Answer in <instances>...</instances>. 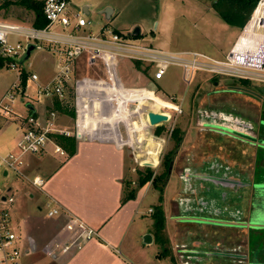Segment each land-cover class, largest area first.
<instances>
[{
	"label": "crops",
	"instance_id": "0c3cea01",
	"mask_svg": "<svg viewBox=\"0 0 264 264\" xmlns=\"http://www.w3.org/2000/svg\"><path fill=\"white\" fill-rule=\"evenodd\" d=\"M83 9L88 11L87 6H83ZM238 36L234 33L232 40L228 43L227 51ZM124 61L130 63V67L133 68V71L130 69V73L132 72L130 76L137 82L135 84L133 81L131 86L125 84L123 86L122 78H119L121 75L117 67ZM80 62H85V60L77 61L70 83L78 82L79 96L93 97V106H88L87 118H83L81 113L80 108L84 101L80 99L77 100V111H75L74 101L70 103L71 105H67L68 110H72L74 115L55 107L56 99L35 105V108L42 114L46 109L54 108L58 114L56 121L58 125L71 131L77 130L81 135L75 138V150L71 155L67 153L65 156H60L54 153L52 144L49 143L44 153L30 155L26 158L25 172L29 176L38 175L44 179L42 189L35 190L30 197L34 198L37 195L42 202L52 200L60 206L62 211L54 217L45 215L42 219L44 223L37 218L34 220V225L28 227L26 230L27 244L24 248L22 263L155 264L154 261L157 263L158 257L152 260L147 252V248L154 245L156 237L152 214L158 205H161L165 218L168 220L167 211L173 199L170 200V196L167 199L163 195L164 200L159 201L160 191L152 187L149 181L142 186L137 183L133 198H125V196L130 191L128 181L134 178L136 169L139 167L157 168L159 158L166 148L165 137H160L156 132L158 125L149 124L147 112H160L162 108H172L173 104L152 91L141 90L139 86L151 84L153 81L143 74L137 65L127 60L111 61L104 58L92 65L85 62L86 70L92 69L99 75L98 77L85 75L82 79L78 76L77 69V64ZM139 73L143 76L141 78L145 80V83L141 82ZM127 94H133L138 101L133 103L125 101ZM139 95L150 100L143 99V97L138 98ZM113 96L116 98L109 99ZM158 100H164L165 103H160ZM21 101L23 102V99ZM60 104L65 106L64 103L60 102ZM116 107L121 112L118 117L112 115ZM101 111H107L105 118H98ZM252 117L253 120H257L256 116L252 115ZM17 127L16 131L20 135ZM225 143L229 147V156L233 155L232 164L237 165L238 168L243 166L239 174L247 171L251 174L259 171L258 168L264 169V160L259 167L255 158V153L259 150L255 146L233 143L230 138H226ZM260 149L264 150V147ZM196 152L201 151L197 148L191 150L194 158L197 157ZM142 162L151 163V166H140ZM188 165L189 163H186V166ZM179 170L178 174H181L182 169ZM172 178L173 174L171 181ZM171 181L167 185L164 183L163 191L166 190L169 193L172 190L173 182ZM195 183L200 186L199 181ZM201 187L204 188L203 184ZM214 190L210 193L211 196L205 198L207 202L214 198L220 205L219 194L221 192L217 194L216 191L219 189L214 188ZM146 198L157 199L158 202L154 203L153 207L152 204L145 206ZM150 209L152 211H149ZM71 217L91 227L96 235L83 242L81 248H73L62 253L60 246L70 238L67 227ZM215 222L217 224L205 225V231L217 240L205 239L210 246L215 247L222 254L219 260L212 262L213 264L264 263V244L258 241L248 242L247 231L244 229L221 230L220 223L217 220ZM147 233L152 236L150 244L143 242V236ZM254 233L257 236H264L262 231L256 230ZM205 237L208 235L206 234ZM195 247L197 245H193L192 248L198 249ZM184 248H191V246H184ZM186 260L184 257L183 264ZM189 261L188 264H197L192 260Z\"/></svg>",
	"mask_w": 264,
	"mask_h": 264
},
{
	"label": "rangeland",
	"instance_id": "374dc122",
	"mask_svg": "<svg viewBox=\"0 0 264 264\" xmlns=\"http://www.w3.org/2000/svg\"><path fill=\"white\" fill-rule=\"evenodd\" d=\"M213 1L214 0H68V4L74 12H82L86 19L91 21L90 28L93 31H96L100 26L106 25L122 34H128L134 28L138 27L140 29V34L137 35L136 38L141 42L172 51H201L209 56L221 59L225 56L229 45L228 43L232 40L234 33L239 35L242 29H232L229 25L224 23L212 8ZM83 6L88 7V14L83 12ZM105 8H110L112 10L110 18L105 17L103 12ZM33 16L34 15L31 11L14 5L5 10V13L2 15V19L11 22H30L32 21ZM11 39H13V37H11ZM54 65L53 55L46 49H34L29 58L25 60L23 64L19 65L18 71L22 76H26L28 96L31 98L36 97L37 86V83L32 82L29 79L30 73L36 72L40 75L39 81L42 83L45 80H50L54 75ZM85 66V62L77 64L79 72L78 76H80L81 79L84 78L85 75L98 77V72H95L92 69L86 70ZM130 66V63L124 61L117 67L119 75H121L119 78H122L121 82L123 86L124 84L126 86H131L134 81L130 76L132 73H130V69L133 71V68ZM139 75L141 82L145 83V80L142 79L143 76L140 73ZM195 75L198 77H196L193 86H191L188 90L184 88L181 81V69L174 66L169 68L162 81L139 86L141 90L152 91L162 99L168 100L171 95H176L183 98L184 101L183 106H181V114L174 117L173 122H165L164 129L160 134H158L160 137H165L167 141L166 148L163 150V154L159 158L158 167L151 168L153 176H158L165 170L163 165L164 156L167 154L171 156L172 152L175 151L178 145L176 144V140L171 137V134H168L169 128L174 126L173 129L177 128L179 130L177 135L181 137V141L178 152L174 158L172 172L166 182L165 180L160 182L157 180L158 186H161L163 183L167 185L171 181V176L173 174L171 181L173 182V187H171L172 190L169 193L166 190H164L165 192L162 191L161 200L163 201L164 197L168 199L170 196L169 199H173V203H171V207L167 211L169 219L167 220L165 218L164 220L163 230L161 231V240L156 236L154 245L147 248L150 259L153 260V258L158 257V262L156 263V261H154L155 264H183L184 257H182L181 253H178L177 250L184 248V246H191L192 248V242H194V244H196V242L202 243L205 238L211 241H213V239L217 240L216 237H212L213 235L210 236V234L205 231L204 224L191 226L192 224L186 223L190 220H202L210 222L211 225H213V223L217 224L215 221L219 219L221 214L220 211L218 212L219 206L216 200L211 198L210 202H204L203 199L196 197L184 201L185 203L183 204L182 202L184 198L193 197L195 193L198 195L201 194L200 192H203L201 187L202 184L198 187V185H194L196 182L195 180H189L186 182L188 185L186 184L183 187V185H181L178 181V177L180 176V174H178L180 172L179 169H183L181 166L193 161L198 163L202 157L207 156V154L214 149V145L209 143L214 139V137L209 136L208 127L200 124V119L197 117V110H229L228 108L232 107L237 109L238 113H241V109L244 110L245 115L255 114L258 111L254 101L249 100L244 96L237 95V92L223 91L222 89L227 90V88L230 89L240 85L260 86L262 83L229 76L209 75L205 73H196ZM18 78L17 70L0 69V95L5 92L12 83L16 82ZM134 83H137L136 80ZM68 87L70 104L76 99L74 98L75 89L74 85H70ZM193 89L194 91L191 93V90ZM212 90H217V93H211L207 99L206 93L211 92ZM33 102L36 105L35 101ZM15 108L18 111L26 112L24 102L21 101L19 96H17ZM161 110L168 111L174 115V113L170 110L163 108ZM261 115L264 117V114ZM17 123V121L12 119L0 127V153H5L6 151L15 149L16 140L19 135V132L16 131ZM212 127L225 130L223 127L216 125H212ZM225 134L227 135V133ZM214 141L216 144L222 143L223 149L221 151L229 156V147L225 143V140L220 136L219 138L215 137ZM215 142L213 144H215ZM195 148L201 151L200 153L196 152V158H194L193 154L191 155V150L193 151ZM255 158L257 159L260 167L264 160V150H258L257 153H255ZM258 169L259 175L263 176L264 169ZM213 170L214 169H212V171L207 170V172H203L204 174L199 173V177L205 179L210 178V175L213 174L216 176L219 175L217 170ZM134 174V178L128 181V190L130 191H134L136 189L139 178L146 174V170L145 168L139 167L136 169ZM222 174H224V172ZM227 175L235 176L233 173H229ZM241 178L242 176H239L238 181ZM149 182L152 184V187L156 188L151 180ZM215 182L218 183V179H215ZM0 185L5 188L11 187L10 193L15 199L14 204L10 208L11 220L16 232L20 236L19 247L21 250H24L27 244L26 230L28 227L34 225L33 223L35 219L38 218L40 221H43L42 219L45 217L46 212V208L44 207L45 202L38 199L37 195H35L34 198H31L30 194L35 192L37 189L31 186L25 179L20 176H16L11 172L7 178L0 177ZM195 187H198V189ZM203 187L205 190L208 189V191H205L208 195H210L209 191L212 193L215 191L214 188H216L219 189L216 191L217 194L220 192L231 193L233 198L237 201H240V197H243L242 189L238 184L236 188H233L232 186L230 187L223 184L216 185L214 182L209 180L203 184ZM190 189L191 192L189 191ZM190 193H192V195ZM260 195L264 196V191ZM220 201L221 203H224L222 199ZM157 202V199L152 200L146 198L145 206L152 204L153 207V204H157ZM204 205H206V208ZM195 213H198L197 216L193 215ZM204 214H214L216 219L213 218L210 220H204L201 218ZM194 222L201 223V221ZM218 222L220 223L221 221L218 220ZM42 223H44V221ZM232 223H239V221L236 220ZM206 225H208V223ZM221 226V230H229L224 228L223 225ZM231 230L239 231V228ZM206 234L208 237H205ZM247 238L248 242L255 243V241H258L264 244V239L261 240V236H257L253 231H249V229ZM195 248L202 249L203 247ZM209 248L212 252L202 254L204 257L203 262L211 260L214 261L216 259L219 260L221 258L220 255L222 254H220L217 249L212 246H209Z\"/></svg>",
	"mask_w": 264,
	"mask_h": 264
},
{
	"label": "built area",
	"instance_id": "2783aa9c",
	"mask_svg": "<svg viewBox=\"0 0 264 264\" xmlns=\"http://www.w3.org/2000/svg\"><path fill=\"white\" fill-rule=\"evenodd\" d=\"M31 1L41 6L42 16L46 20V24L42 27L33 24L35 16L30 22H11L2 19L5 10L11 6L20 5L17 3L18 0H0V69L17 70L19 77L0 95V127L13 119L18 121L17 128L20 130L15 149L0 153V177L7 178L11 172L28 181L34 188L42 189L44 179L38 175L29 176L25 172L27 156L44 153L49 143L52 144L54 153L65 156L67 152L57 142L56 137L77 138L81 135L77 130L71 131L60 127L56 122L58 114L54 108L46 109L42 114L35 108L33 102L44 104L46 100L56 99L61 103L69 104L68 86L74 85L75 111H77V100H83L80 110L83 118H87V109L88 106H93V97L79 96L78 82L70 84L75 65L80 59H84L88 65L95 64L104 58L111 61L127 60L138 65L143 74L153 82L162 81L170 67H178L181 69V81L187 90L193 86L198 77L196 73L229 76L264 84V0H259L239 36L221 59L201 51H172L144 43L132 35V31L122 34L106 25L93 31L90 28L91 21L86 19L82 12H74L68 0ZM258 6H261V10L256 12ZM31 12L34 15L33 11ZM249 22H252L251 30L245 33V27ZM29 44H34L35 49L49 51L55 63V73L47 82L40 83L39 75L36 72L30 73L29 79L37 83L35 98L28 96L26 84L22 85V75L18 71L21 65L20 60ZM23 89L25 91L22 94ZM17 96L23 99L26 112L16 111ZM114 96L109 99H115ZM140 97L150 100L142 95L138 98ZM124 100L129 103L138 101L133 94H127ZM167 101L173 104L172 108L164 109L172 111L174 115L168 111H160V113L168 117L169 123L181 114L184 101L176 95H171ZM26 103L34 106V110L28 108ZM106 112L101 111L98 118H105ZM120 114L117 107L112 112V115L116 117ZM164 123H159L158 126ZM173 127L169 128V135ZM145 163H140V166L145 167ZM10 192L11 187L5 188L0 185V264H23L24 250L19 247L20 236L11 220L10 208L15 199ZM44 207L47 217L57 216L62 211L60 206L52 200L46 201ZM67 229L70 232V238L60 246L62 253L73 248H81L83 242L96 235L91 227L73 217Z\"/></svg>",
	"mask_w": 264,
	"mask_h": 264
},
{
	"label": "flooded vegetation",
	"instance_id": "af4514ba",
	"mask_svg": "<svg viewBox=\"0 0 264 264\" xmlns=\"http://www.w3.org/2000/svg\"><path fill=\"white\" fill-rule=\"evenodd\" d=\"M223 91H233L237 92L236 94L239 96H244L248 98L249 100H252L255 102V106H257V113L255 114H244V110L241 109V113L237 112V109H234L232 107L228 108L229 110H216V109H198L197 117L200 119V124L202 126L208 127L209 129V136L214 137V139L209 142L211 145H214V149L211 150L207 154V156H204L201 158V160L196 163V161H193L189 163L188 166L184 165L182 169V173L178 177L179 182L181 185H186L187 181L189 180H195L196 182L201 181V184H204L205 182H208L209 180L214 182L216 185H230L233 188L237 187V184L240 185V188L242 189V195L243 197H240L241 200L237 201L233 198V195L231 193H223L221 192L219 194V198L224 201V203H221L219 205V210L221 216L218 220H220V227L221 225L224 226V228L227 229H235L239 228V230H246L248 233L249 231L255 232L256 230L262 231L264 234V227H256V225L253 223L256 217L264 215V196L262 197L260 194L263 193L262 190L258 189L256 186L260 184H264V175H259L258 170L255 172H252L250 174L249 171L242 172V174H239V172L242 170V165L240 168L237 167V165H233V158L230 154V156L224 154L221 150L223 149L222 143H217L214 141L215 137H222L224 140L226 138L232 139L233 143H245V144H251L256 147V149L263 148L260 147L258 144L252 143L250 141L240 139L237 136L230 135L229 133L221 130L213 128L212 125H216L219 127H227L232 128L239 132H244L250 136L256 137L257 141L261 142V140H264V126L261 124L262 121H264V117H262L264 114V101L259 99L255 94L257 91V86H250V85H240L232 88L222 89ZM221 90V91H222ZM194 89L191 90V93H193ZM217 93V90H212L211 92L206 93V97L208 99L209 95L211 93ZM208 94V96H207ZM253 102V103H254ZM253 116H256L257 120H253ZM251 117V118H250ZM227 133V135L225 134ZM215 142V144H213ZM208 145V144H207ZM207 147V146H206ZM209 151V150H207ZM214 154V155H212ZM165 157V156H164ZM214 169L213 171L217 170V173L219 175H210V178H200L199 173L207 172V170ZM239 170L238 172L236 170ZM224 172V174H222ZM249 172V173H248ZM258 172V173H257ZM233 173L235 176H228L227 174ZM204 174V173H203ZM207 174V173H206ZM239 176H242V178L238 181ZM214 178V179H213ZM215 179H218V183L215 182ZM188 185V184H187ZM193 185V184H192ZM191 185V186H192ZM196 186V184L194 183ZM199 187V186H198ZM198 187L196 189H198ZM203 192H200L201 194L193 195V197L184 198V201H187L189 199H193L196 197H199L200 199H203L204 202H207L206 196H211L206 194L205 191H208V189L205 190V188L202 189ZM191 192V189L189 190ZM187 193V192H186ZM211 193V191H209ZM192 195V193H190ZM226 196L224 197V195ZM201 195V196H199ZM204 195V196H203ZM211 198V197H210ZM219 199V200H220ZM206 208V205H204ZM198 213L193 214L194 216H197ZM202 215V214H200ZM197 218V217H194ZM201 218L210 220V219H216L214 214H204L201 216ZM217 220V221H218ZM239 221V223H232L235 221ZM187 224H192L191 226H194L196 224H204L205 223H196L194 220L187 221ZM210 226L211 223H208ZM264 239V236H262L261 240ZM260 240V239H258ZM192 245H197V247H203L202 249H193V248H181L180 250H177L178 253H181V256L186 257L185 264H188L192 260L194 263L197 264H213L214 261H204L203 253H209L212 252L209 250V243L206 239L203 240L202 243L194 244V242L191 243ZM207 247V248H206ZM215 248V247H214ZM216 249V248H215ZM220 253V252H219ZM203 262V263H202ZM213 262V263H212ZM253 264H259V263H253ZM264 264V263H260Z\"/></svg>",
	"mask_w": 264,
	"mask_h": 264
},
{
	"label": "trees",
	"instance_id": "16d2710c",
	"mask_svg": "<svg viewBox=\"0 0 264 264\" xmlns=\"http://www.w3.org/2000/svg\"><path fill=\"white\" fill-rule=\"evenodd\" d=\"M259 0H214L212 2V8L215 10V12L218 14L220 19L226 23L227 25L237 28L239 30L243 29L247 21L249 20L253 10L257 6ZM20 6L24 7L27 10H31L34 13L35 19L33 24L37 27H42L46 24V20L42 16V10L41 6L31 0H18L17 2ZM137 67H139L137 65ZM22 85L25 86L26 84V76H22ZM55 107L60 109L61 111H65L73 114L72 110H68V104H65V106H62L60 102L55 100L54 102ZM164 129V126H159L156 130L158 134L161 133V131ZM179 130L173 129L171 132V137L176 140V144H178L181 141V137H179L178 134ZM57 142L61 144V146L66 150V152L71 155L75 150V138L74 137H67V136H57L56 137ZM173 152L171 156L168 154L164 157L163 165H164V171L158 175L153 176V171L150 167H146V174L142 175L138 180V185L142 186L148 181H152V183L158 187V190L160 191L159 201L162 200V191H163V184L161 186L157 185V180L160 182L162 180L166 179L167 169L169 162L172 158ZM134 191H128L126 193L125 198H133L134 197ZM152 218L154 219V234L157 236L158 239L161 240V231L163 230L164 226V220L165 215L164 211L161 205H158L157 209L152 214ZM165 251V250H164Z\"/></svg>",
	"mask_w": 264,
	"mask_h": 264
},
{
	"label": "water",
	"instance_id": "95a60500",
	"mask_svg": "<svg viewBox=\"0 0 264 264\" xmlns=\"http://www.w3.org/2000/svg\"><path fill=\"white\" fill-rule=\"evenodd\" d=\"M83 12L85 14H88V11H86L85 9H83ZM104 15L106 18H110L112 10L110 8H105V10H103ZM132 35L137 36L140 34V29L138 27L134 28L131 32ZM35 49V45L34 44H29L28 48L24 54V56L21 58L20 60V64H22L25 60H27L31 54V52ZM25 89L22 90V94L24 93ZM257 93L255 94L259 99H261L262 101H264V84L257 86ZM28 108H30L31 110L33 109V106L31 104H27L26 105ZM147 117H148V121L150 125H158L159 123H164L168 121V117L165 114H162L160 112H154V111H149L147 112ZM261 124L264 126V121L261 122ZM223 128L226 130H223L227 133H229L230 135H234L237 136L240 139H244L247 141H250L252 143L258 144L260 147H264V140H261V142L257 141L256 137L250 136L244 132H239L236 131L232 128H227L225 126H223ZM180 146V142L177 145V148L175 149V151L173 152L172 158L169 162L168 165V169H167V174H166V179L165 182L169 179L171 172H172V168H173V163H174V158L178 152V148ZM146 166H151V163L146 162L145 163ZM199 185H201V182L199 183ZM230 186V185H229ZM231 187V186H230ZM258 189L262 190V192L264 191V184H260L256 186ZM263 197V195H262ZM205 220V219H204ZM191 221V220H190ZM194 221H201V222H206V223H210L207 221H202V220H194ZM253 223L256 225V227H264V215L256 217L255 220L253 221ZM143 242L145 244H150L152 242V236L151 234L147 233L143 236Z\"/></svg>",
	"mask_w": 264,
	"mask_h": 264
},
{
	"label": "bare ground",
	"instance_id": "6f19581e",
	"mask_svg": "<svg viewBox=\"0 0 264 264\" xmlns=\"http://www.w3.org/2000/svg\"><path fill=\"white\" fill-rule=\"evenodd\" d=\"M259 10H261V6H258V9L256 12H258ZM251 26H252V22H249L246 27H245V33H248L251 30ZM160 103H165L164 100H158Z\"/></svg>",
	"mask_w": 264,
	"mask_h": 264
}]
</instances>
